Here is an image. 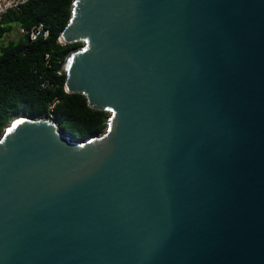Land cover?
Returning a JSON list of instances; mask_svg holds the SVG:
<instances>
[{
    "label": "water",
    "instance_id": "obj_1",
    "mask_svg": "<svg viewBox=\"0 0 264 264\" xmlns=\"http://www.w3.org/2000/svg\"><path fill=\"white\" fill-rule=\"evenodd\" d=\"M63 89L105 110L0 132V264H264V0H71Z\"/></svg>",
    "mask_w": 264,
    "mask_h": 264
},
{
    "label": "trees",
    "instance_id": "obj_2",
    "mask_svg": "<svg viewBox=\"0 0 264 264\" xmlns=\"http://www.w3.org/2000/svg\"><path fill=\"white\" fill-rule=\"evenodd\" d=\"M71 0H26L8 9L0 18V132L11 116H51L72 138L82 139L102 130L105 110L93 109L79 92L63 89L61 63L79 41L59 42V30L66 23ZM40 24L31 39L19 33L2 41L6 32L28 30ZM42 30L46 34L42 35Z\"/></svg>",
    "mask_w": 264,
    "mask_h": 264
},
{
    "label": "built area",
    "instance_id": "obj_3",
    "mask_svg": "<svg viewBox=\"0 0 264 264\" xmlns=\"http://www.w3.org/2000/svg\"><path fill=\"white\" fill-rule=\"evenodd\" d=\"M26 0H0V18L8 9L17 8L20 4ZM21 32L26 33L29 39L33 38L40 30V24L37 26H31L28 30L19 28ZM46 34V30H42V35Z\"/></svg>",
    "mask_w": 264,
    "mask_h": 264
},
{
    "label": "rangeland",
    "instance_id": "obj_4",
    "mask_svg": "<svg viewBox=\"0 0 264 264\" xmlns=\"http://www.w3.org/2000/svg\"><path fill=\"white\" fill-rule=\"evenodd\" d=\"M19 33H21L20 29L16 25H14L11 31L4 34V36L2 37V41L5 42L8 39H15Z\"/></svg>",
    "mask_w": 264,
    "mask_h": 264
}]
</instances>
